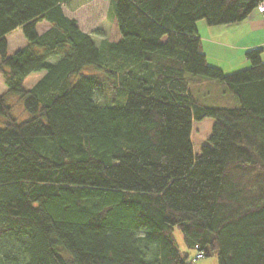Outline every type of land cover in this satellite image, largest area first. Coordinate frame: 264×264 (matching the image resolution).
<instances>
[{"label": "trees", "instance_id": "16d2710c", "mask_svg": "<svg viewBox=\"0 0 264 264\" xmlns=\"http://www.w3.org/2000/svg\"><path fill=\"white\" fill-rule=\"evenodd\" d=\"M71 1L0 0V264H185L176 228L195 259L264 264L261 50L226 74L196 28L240 23L264 0H107L120 39L99 44L64 13ZM198 77L237 104H202Z\"/></svg>", "mask_w": 264, "mask_h": 264}, {"label": "rangeland", "instance_id": "374dc122", "mask_svg": "<svg viewBox=\"0 0 264 264\" xmlns=\"http://www.w3.org/2000/svg\"><path fill=\"white\" fill-rule=\"evenodd\" d=\"M63 10L68 17L77 22L78 27L82 31L91 34L97 44L104 39L108 41H118L120 39L116 20L111 13L110 4L107 0H72L69 6H63ZM209 26L205 20H199L196 23L197 30H199L200 35L205 39L208 37V34L204 29L207 30ZM219 26L221 25H215L214 27ZM47 28V24L42 22L38 25V32L41 33ZM7 42L9 51L13 53L23 47L26 41L21 30L18 29L8 35ZM236 50L228 52L237 54ZM261 60L264 61V53ZM223 72L229 74V72ZM44 75L45 71L32 72L26 77L25 86L32 87ZM191 87L196 99L206 106L228 107L237 104L236 99L231 94L224 93L225 89L223 85L216 80L198 77L197 82L192 83ZM6 90L7 87L3 79L0 78V94ZM8 103L12 105L14 115L20 120H25L29 117L28 113L23 110V106L17 96L10 97ZM213 122L212 118L193 122L191 141L194 154L199 153L201 146L209 144L208 139L211 135ZM174 235L183 256H187V259H184L185 264H219L215 256L195 259L197 252L185 245L182 234L177 228L174 229Z\"/></svg>", "mask_w": 264, "mask_h": 264}, {"label": "crops", "instance_id": "0c3cea01", "mask_svg": "<svg viewBox=\"0 0 264 264\" xmlns=\"http://www.w3.org/2000/svg\"><path fill=\"white\" fill-rule=\"evenodd\" d=\"M204 30L208 34L206 39L200 35L199 30L197 31L202 40V50L209 65L232 73L250 65L246 58L248 50L259 49L261 50V58L263 56L264 13L260 12L258 8L254 9L240 23L219 27L209 26L207 30ZM235 50L237 54L228 52Z\"/></svg>", "mask_w": 264, "mask_h": 264}, {"label": "built area", "instance_id": "2783aa9c", "mask_svg": "<svg viewBox=\"0 0 264 264\" xmlns=\"http://www.w3.org/2000/svg\"><path fill=\"white\" fill-rule=\"evenodd\" d=\"M258 8H259L260 12L264 13V2L260 3ZM202 256H203L202 253L197 254V258H201Z\"/></svg>", "mask_w": 264, "mask_h": 264}]
</instances>
